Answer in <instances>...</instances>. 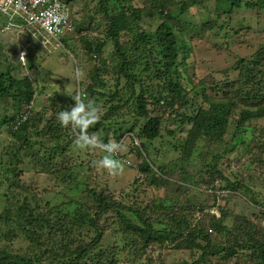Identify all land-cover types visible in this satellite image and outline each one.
<instances>
[{"label":"trees","instance_id":"1","mask_svg":"<svg viewBox=\"0 0 264 264\" xmlns=\"http://www.w3.org/2000/svg\"><path fill=\"white\" fill-rule=\"evenodd\" d=\"M63 1L74 29L59 39V46L71 53L76 69L81 58L69 44L74 39L82 56L95 63L89 72V97L106 81L102 71L119 86L111 95L118 103L87 129L88 135L99 137L102 144L119 143L131 131V151L143 154L137 164L142 183L163 193L147 202L135 186L134 194L96 185L82 189L81 201L67 196L70 204L64 206L41 197L45 188L20 185L21 168H12L13 157L17 165L31 162L54 188L78 179V167L97 169L92 152L99 151V160L107 152L102 146L85 148L84 154L74 150L79 130L61 127L58 120L69 104L39 107L37 81L24 74L15 78L11 66L0 69V104L10 106L0 123V238L4 228L9 241L21 235L29 241L23 253L2 250L0 264H164L165 249L188 250V264H264V45L221 71L224 77L218 80L206 76L195 82L193 63V42L206 36L228 39L239 32L227 26L241 0H214V8L221 4L227 10L215 13V22L203 19L192 29L184 27L193 23L189 9L205 6V0H143L137 7L134 0H81L80 19L74 13L75 0ZM245 6L254 7L258 16L264 0ZM107 41L113 50L104 56ZM249 68L255 78L234 96L239 76ZM231 71H236L233 78ZM123 101L135 104L126 128L109 122ZM231 119L233 142L220 150ZM163 124H170L165 133L173 139L177 156L158 163L148 154V144L163 135ZM253 186L262 198L250 196L257 208L252 219L218 203L221 194L253 193ZM206 189L211 190V203L201 196ZM118 238L125 243L120 250L110 244Z\"/></svg>","mask_w":264,"mask_h":264},{"label":"rangeland","instance_id":"2","mask_svg":"<svg viewBox=\"0 0 264 264\" xmlns=\"http://www.w3.org/2000/svg\"><path fill=\"white\" fill-rule=\"evenodd\" d=\"M80 1L81 0L74 1V7L76 8L74 13L78 19H80L82 12H79L80 8L78 9V7L81 6ZM247 1L251 0H241L242 6L231 14L232 18L228 21L229 26L227 27L230 32L236 29L239 30L236 35H233L228 39L206 36L202 40L200 39L196 40L197 42H193V44H195L193 47V63L197 78L195 79V82L206 76H209L207 80H218L219 78L224 77V74L221 73V71L226 68L229 69L241 56L255 55V52L261 49L264 45V11L258 13L259 15L257 16L258 11H256L254 7L248 8L245 6V2ZM142 2L143 0H134L133 4L135 7L142 6ZM204 4L205 6H193L189 9V13H191V16L193 17V23L184 25L185 28L192 29L203 19L215 22L217 20L215 13L219 12L221 14V11L227 10V8L221 4H217L214 8V0H209L208 2L205 0ZM86 12L87 10L83 13ZM23 21L22 15L14 12L12 9L9 10L6 15L0 12V43L2 45V50L0 52V69L5 70L7 66H11L12 74L15 78H19L20 75L24 74L30 79L37 81L39 91L37 95V105L39 107L42 103L50 104L53 102L55 104L64 105V107L66 104H69V106H66V109L71 108L74 104H70L72 103V99L68 98V96L73 92L81 93L85 102L93 101L99 110L100 116L118 103L117 98L111 97V95L119 86H115V79H112L107 71H102V75L106 81H104L102 85L97 84L93 97H89V92L87 91L88 83L91 82L89 72L92 70V66L95 63L88 62V60L82 56L83 53H80L79 51V41L74 39L69 43L73 47L74 52H77L79 54L78 56L81 58L79 65L83 76L80 81H77L74 78L76 61L73 60L71 53H69L67 49L59 46L57 43L59 40L57 41L46 36L40 29L26 26L22 23ZM97 33L100 34V31H96L94 34ZM124 39L125 37H123V40ZM216 42L220 43L221 46L216 47L214 44ZM107 43L109 46L104 49V56L111 55L113 50L112 42L107 41ZM260 67L264 69V60ZM110 70L111 67L109 68V72ZM254 73L255 70L249 68L247 69V73L244 72L239 76L238 84L234 90V96L239 95L238 92H240V90L247 88L244 85L248 84L251 76L254 77ZM235 74L236 71H231L229 77L233 78ZM108 76L111 79L108 80ZM99 92H103L104 95H100ZM125 98L126 96L124 99ZM134 107L135 104L132 101H129L128 104H125L123 101L121 108L118 109L116 107L118 110L115 112L116 114L114 113L111 115L109 122L112 124L115 120L117 125L126 128L131 124L130 117L132 116L131 114ZM150 107L152 108V106ZM9 108L10 106L8 102L0 104V123L3 120L2 114H4L5 110ZM149 114L153 115L154 113L150 112ZM114 116L115 119H113ZM260 123L264 125V120H261ZM229 124L230 128L227 135L224 136L226 143L224 146L219 147L220 150L228 148L229 143L231 144V142H233L231 141V127L234 126L233 119L230 120ZM41 125L42 124H40V126ZM163 126H165L164 129H162L163 135L148 144V154H150L158 163H165L177 156L176 151L172 149L170 144V140L173 141V139L168 137L165 133V128H170V124H163ZM112 131L113 126L110 125L108 131L109 136H111ZM2 135H5V132H2ZM132 136L133 133L131 131H126L121 138V141L118 143L121 145L120 149L113 153L114 159L119 160L122 165L123 163H126L129 167L123 165V171L115 175L102 167L92 170L87 169V166L78 167V179L65 187L64 184L59 182L60 186L58 185L53 188L54 183L49 180L48 176L41 172L40 169L34 168L31 162L26 163L27 160L23 161L24 163L22 162V165H20V163L17 165L15 157L8 159L9 162L13 163L12 168H21V174L17 177L20 185L33 184V186L38 187L39 191H43L45 188L46 191L41 192L40 196L46 200L51 199L52 202L57 204H63L64 206L70 204L67 196H73L81 201V198H83L84 195V193L81 192L82 189L96 185H105L110 190L117 191V193H120V190H122V192L126 191L134 193L132 191L135 186L137 191H139L140 197H142L144 201L150 202L156 196L162 195L163 191L162 189H153L142 183L137 164L141 161L143 154L142 156H138L131 151L132 144L129 138ZM44 138H47V136L35 139L42 140ZM136 140L138 141V139ZM74 150H78L80 154L86 152L85 148H80L78 145H75ZM92 154H94L92 159L97 160L98 162L99 159L97 156L99 151L96 150L92 152ZM101 155L103 157L104 155H107V153H101ZM227 156L231 157L233 155L230 153L227 154ZM195 157L197 156L195 155ZM85 160H87V157H85ZM89 165L93 166V163L90 162ZM10 175L11 178H16L13 172L10 173ZM135 178H139L137 180H140V182L134 183ZM3 187L4 185H2V188ZM252 190L253 193L247 192L246 194L240 192L229 193L224 196L221 194L220 197L218 196V203L220 205H228V209L231 213H240L247 219H252L253 213L257 211V208L256 204L250 199V196H254L255 198L257 197L256 195L260 196L257 194V186H253ZM201 193V196L208 197L209 202H212V197L210 195L211 190H201ZM261 198L262 195L260 196V199ZM115 228L117 229V225H115ZM5 232L6 230L2 228L0 254L2 250L19 253L26 251L29 245L28 239L21 235L17 239L9 241L10 239L6 237ZM110 244L113 245V247L117 246L118 250H120L125 243L118 238ZM113 247H111V249ZM156 253L157 252L154 253L153 257H156ZM161 253L163 259L162 263L164 264H188L191 260L188 250L165 249L162 250ZM123 256H125V254L120 256V261L122 262Z\"/></svg>","mask_w":264,"mask_h":264},{"label":"clouds","instance_id":"3","mask_svg":"<svg viewBox=\"0 0 264 264\" xmlns=\"http://www.w3.org/2000/svg\"><path fill=\"white\" fill-rule=\"evenodd\" d=\"M65 7L67 8V11L69 13L68 7L66 5ZM66 18L67 17L65 15L54 17L57 23L61 19H66ZM22 23L25 24L26 26H29L25 23V21H23ZM42 33L57 41L62 37L61 36L55 39L54 37L49 36L43 31ZM57 43L60 45V41ZM82 76L83 73L79 68H77L74 73V78L77 81H80L82 79ZM72 99L75 101L74 105L71 108L65 109L58 113V120L61 127H66V128L72 127L73 129L79 130L80 135L77 137V145L80 148H94V147L102 146L104 150L107 152V155H104L97 162V166L109 170L111 174L114 175L119 174L120 172L123 171V165L119 160L113 158V153L118 151L121 145L115 142L102 144V141L100 140L99 137L95 135H88L87 133V129L90 126H93L100 119L98 108L95 106L93 101L85 102V99L82 98V94L79 92L75 96H73ZM23 117L22 120L26 118V115H23Z\"/></svg>","mask_w":264,"mask_h":264},{"label":"built area","instance_id":"4","mask_svg":"<svg viewBox=\"0 0 264 264\" xmlns=\"http://www.w3.org/2000/svg\"><path fill=\"white\" fill-rule=\"evenodd\" d=\"M11 9L22 15L27 25L40 29L55 39L74 29L62 0H0L2 13L6 14ZM61 15L67 18L57 23L54 17Z\"/></svg>","mask_w":264,"mask_h":264}]
</instances>
